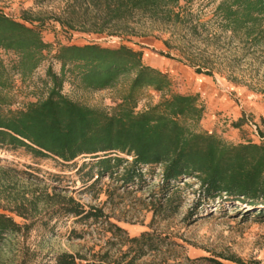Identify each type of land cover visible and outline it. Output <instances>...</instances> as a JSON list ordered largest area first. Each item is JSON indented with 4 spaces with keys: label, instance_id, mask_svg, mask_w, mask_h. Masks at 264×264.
<instances>
[{
    "label": "trees",
    "instance_id": "1",
    "mask_svg": "<svg viewBox=\"0 0 264 264\" xmlns=\"http://www.w3.org/2000/svg\"><path fill=\"white\" fill-rule=\"evenodd\" d=\"M44 1L47 0H34ZM180 1L188 5L194 0H65L64 12L70 27L78 24L98 33L107 31L111 36L136 34L135 30L141 29L145 21L153 25L184 23L185 6L182 12L175 10ZM214 13L220 26L233 34L255 44L264 40V0H219ZM28 22L33 20L24 14L16 20L0 12V48L16 53V67L23 74L36 68L41 53L50 47L42 40L38 27ZM54 58L61 64V76L67 68L76 73L85 87L95 90L111 86L121 75L132 73L133 77L126 94L109 112L66 97L61 92L62 77L51 71L53 85L46 97L23 109H4L6 98L0 95V148H23L34 157H51L63 166L75 165L78 157L88 158L80 168L88 166L95 173L84 180L85 190L93 189L103 177L115 181V189L122 188L126 193L152 186L148 201L151 223L169 220L178 212L182 190L190 185L186 183L189 179L198 185L194 205L224 198L264 213L263 141L234 144L201 130L198 124L203 107L198 95L169 91L166 73L144 64L141 51L123 44H59ZM11 84L8 68L0 58V92L10 89ZM147 87L168 93L153 106L136 112L141 91ZM232 124L239 128L241 120ZM58 178L51 174L52 180ZM15 202L11 212L25 221L17 222L13 216L0 212V264H9L3 250L14 252L16 259L12 261L16 264H39L36 251L24 244L14 251L13 245L19 237L26 239L39 222L25 212L37 211L40 204L50 218L70 217L86 228L102 230V236L96 239L101 242L97 250L92 246L84 251L58 252L50 264H225L222 260L259 264L235 254L192 257L173 235L157 229L130 235L110 221L101 208H86L74 197L56 191V187L43 196L33 193ZM86 232L91 236L92 231L85 229H72L70 235L85 240Z\"/></svg>",
    "mask_w": 264,
    "mask_h": 264
},
{
    "label": "rangeland",
    "instance_id": "2",
    "mask_svg": "<svg viewBox=\"0 0 264 264\" xmlns=\"http://www.w3.org/2000/svg\"><path fill=\"white\" fill-rule=\"evenodd\" d=\"M218 1L194 0L188 5L180 1L175 10L182 12L185 6L184 23L153 25L145 21L139 27L141 29L135 30L136 34L111 36L107 31L98 33L78 24L68 26L65 0L42 3L0 0V12L16 20L22 19L23 14L29 17L33 22L28 23L37 26L42 40L50 45L41 53L37 67L24 74L16 67V53L0 48V58L8 68L12 83L10 89L0 92L7 102L3 108L23 109L29 103L45 98L53 85L49 75L51 71L62 77L61 92L66 97L83 106L111 111L126 94L133 74L121 75L111 86L95 90L85 87L76 73L67 68L61 76V64L54 58V53L59 44L96 43L104 47L123 44L141 51L144 64L166 73L169 91L202 93L203 98L198 96V103L203 107L198 124L201 130L234 144L247 140L264 142V40L255 44L221 27L214 15ZM167 93L151 87L142 89L135 111L146 110ZM208 94H211L208 98L210 103L206 100ZM237 120H241L239 128L232 124ZM127 158L130 159L129 156ZM87 160L78 157L75 165L63 166L51 157H34L23 148H0V212L22 223L25 220L11 212L12 205L17 203L15 201L21 197L29 198L33 193L43 196L56 187V191L74 197L86 208L90 205L101 208L110 221L125 228L130 235L157 229L173 235L192 257L235 254L245 261L264 264V213L254 212L244 203L224 198L194 205L198 185L194 179H189L186 183L190 185L182 190L178 212L169 220L151 223L152 210L148 201L152 186L146 185L126 193L122 188L115 189L118 186L115 181L103 177L93 189L85 190L84 180L95 173V169L90 171L88 166L80 168ZM51 174L58 175L59 180H52ZM191 210V216H187ZM25 213L30 219L47 222L48 225L38 222L26 239L19 237L14 242L13 250H19L24 244L38 253L39 264H50L58 252L84 251L92 246L97 250L101 244L96 240L102 236L100 228H86L70 217L50 218L41 204L37 211L26 209ZM72 229L92 231L90 235L95 239L90 238L87 232L85 240L75 239L70 235ZM1 252L9 264H16L12 261L16 259L14 252ZM222 261L231 264L227 260Z\"/></svg>",
    "mask_w": 264,
    "mask_h": 264
},
{
    "label": "crops",
    "instance_id": "3",
    "mask_svg": "<svg viewBox=\"0 0 264 264\" xmlns=\"http://www.w3.org/2000/svg\"><path fill=\"white\" fill-rule=\"evenodd\" d=\"M211 92H212V91H211ZM205 93H206V92H205ZM198 96H199V98H203V95H202V93H199V94H198ZM210 96H211V94H208V95H207V97L205 96V97H206V100H207V102L209 101V99H208V98H210ZM206 100H205V102H206ZM209 103H210V101H209ZM204 115H206V114H204Z\"/></svg>",
    "mask_w": 264,
    "mask_h": 264
}]
</instances>
